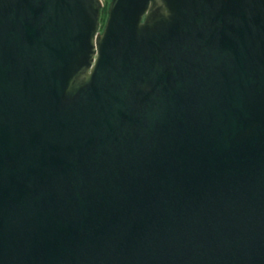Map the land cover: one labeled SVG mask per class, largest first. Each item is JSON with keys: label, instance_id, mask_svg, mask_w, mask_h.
I'll list each match as a JSON object with an SVG mask.
<instances>
[{"label": "water", "instance_id": "1", "mask_svg": "<svg viewBox=\"0 0 264 264\" xmlns=\"http://www.w3.org/2000/svg\"><path fill=\"white\" fill-rule=\"evenodd\" d=\"M0 0V264H264V0Z\"/></svg>", "mask_w": 264, "mask_h": 264}, {"label": "trees", "instance_id": "2", "mask_svg": "<svg viewBox=\"0 0 264 264\" xmlns=\"http://www.w3.org/2000/svg\"><path fill=\"white\" fill-rule=\"evenodd\" d=\"M105 1H106V3H105V6L103 8L102 17H101L102 26L105 24V21H106V17H107V6H108V3H109V0H105Z\"/></svg>", "mask_w": 264, "mask_h": 264}, {"label": "rangeland", "instance_id": "3", "mask_svg": "<svg viewBox=\"0 0 264 264\" xmlns=\"http://www.w3.org/2000/svg\"><path fill=\"white\" fill-rule=\"evenodd\" d=\"M104 1V6H105V3H106V1L105 0H103ZM110 1V0H109ZM109 4V3H108Z\"/></svg>", "mask_w": 264, "mask_h": 264}, {"label": "built area", "instance_id": "4", "mask_svg": "<svg viewBox=\"0 0 264 264\" xmlns=\"http://www.w3.org/2000/svg\"><path fill=\"white\" fill-rule=\"evenodd\" d=\"M103 1V0H102ZM103 3H104V1H103Z\"/></svg>", "mask_w": 264, "mask_h": 264}]
</instances>
